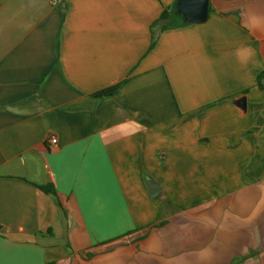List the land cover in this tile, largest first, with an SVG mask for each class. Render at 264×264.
<instances>
[{"label": "crops", "instance_id": "1", "mask_svg": "<svg viewBox=\"0 0 264 264\" xmlns=\"http://www.w3.org/2000/svg\"><path fill=\"white\" fill-rule=\"evenodd\" d=\"M177 2L0 0V264H264V0Z\"/></svg>", "mask_w": 264, "mask_h": 264}, {"label": "water", "instance_id": "2", "mask_svg": "<svg viewBox=\"0 0 264 264\" xmlns=\"http://www.w3.org/2000/svg\"><path fill=\"white\" fill-rule=\"evenodd\" d=\"M209 0H178L177 11L186 22H203L208 17ZM152 197L159 193V187L151 180L147 183Z\"/></svg>", "mask_w": 264, "mask_h": 264}, {"label": "trees", "instance_id": "3", "mask_svg": "<svg viewBox=\"0 0 264 264\" xmlns=\"http://www.w3.org/2000/svg\"><path fill=\"white\" fill-rule=\"evenodd\" d=\"M169 15H170V12L168 10H165L164 11V14L162 15L161 17V21H166L169 19ZM167 26H165L166 28ZM154 46V43L152 44V47ZM261 78H262V74H261ZM119 88V84L118 85H115V86H112V87H109L107 89H103L97 93H95V97H103V96H107V95H112L114 93L117 92ZM43 191L47 192V193H51V194H54L56 196V192L55 190L53 189V187L51 186H42L40 187Z\"/></svg>", "mask_w": 264, "mask_h": 264}, {"label": "built area", "instance_id": "4", "mask_svg": "<svg viewBox=\"0 0 264 264\" xmlns=\"http://www.w3.org/2000/svg\"><path fill=\"white\" fill-rule=\"evenodd\" d=\"M50 143H51V144H56V143H57V139L54 138V137H51V139H50Z\"/></svg>", "mask_w": 264, "mask_h": 264}]
</instances>
